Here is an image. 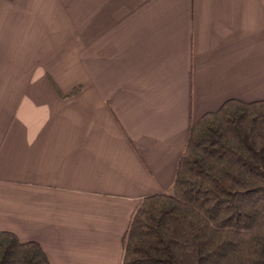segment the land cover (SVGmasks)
<instances>
[{"label": "crops", "instance_id": "0c3cea01", "mask_svg": "<svg viewBox=\"0 0 264 264\" xmlns=\"http://www.w3.org/2000/svg\"><path fill=\"white\" fill-rule=\"evenodd\" d=\"M229 99H264V0H0V230L122 264L132 213Z\"/></svg>", "mask_w": 264, "mask_h": 264}, {"label": "trees", "instance_id": "16d2710c", "mask_svg": "<svg viewBox=\"0 0 264 264\" xmlns=\"http://www.w3.org/2000/svg\"><path fill=\"white\" fill-rule=\"evenodd\" d=\"M0 264L50 261L0 230ZM122 264H264V99H229L192 124L172 190L132 213Z\"/></svg>", "mask_w": 264, "mask_h": 264}]
</instances>
